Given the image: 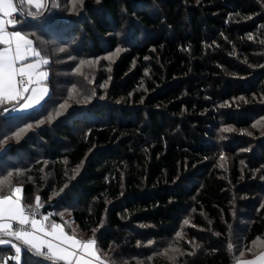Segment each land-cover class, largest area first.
Instances as JSON below:
<instances>
[{
	"label": "trees",
	"instance_id": "obj_1",
	"mask_svg": "<svg viewBox=\"0 0 264 264\" xmlns=\"http://www.w3.org/2000/svg\"><path fill=\"white\" fill-rule=\"evenodd\" d=\"M71 7L46 0L17 16V30L49 61V93L27 114L0 107V181L10 182L0 195L20 186L25 205L39 197L40 217L59 223L61 202L108 264L112 245L128 254L138 242L159 244L152 264H233V245L264 237V0ZM58 42L66 57L54 55ZM118 48L113 63L104 59ZM235 215L247 224L233 237ZM178 233L181 252L170 256ZM14 256L0 246V264H50L28 249Z\"/></svg>",
	"mask_w": 264,
	"mask_h": 264
},
{
	"label": "snow or ice",
	"instance_id": "obj_2",
	"mask_svg": "<svg viewBox=\"0 0 264 264\" xmlns=\"http://www.w3.org/2000/svg\"><path fill=\"white\" fill-rule=\"evenodd\" d=\"M83 2L84 0H72L73 9L77 4L82 6ZM24 5L34 8L36 12L45 8L44 0H0V46H3L0 47V106L13 103L19 105V110L34 108L48 93L47 86L43 84L48 72L41 70L49 63L48 59L41 56L34 41L28 36L20 31L7 30L9 26H16L17 21L13 17ZM16 135L19 136V133ZM5 184L10 186L8 179L0 181V189ZM21 191L19 187H15L11 188L10 194L0 195V245H10L15 249L16 259L19 258L23 245L50 264H59L61 261L64 264H93L92 259H86V256L104 264L94 251V240L83 242L76 239L75 235H67L61 225H46L48 216L37 219L40 198L36 197L35 207L29 213L21 203ZM243 264H264V253L256 260Z\"/></svg>",
	"mask_w": 264,
	"mask_h": 264
},
{
	"label": "rangeland",
	"instance_id": "obj_3",
	"mask_svg": "<svg viewBox=\"0 0 264 264\" xmlns=\"http://www.w3.org/2000/svg\"><path fill=\"white\" fill-rule=\"evenodd\" d=\"M85 1V0H84ZM72 2V0H71ZM79 5V4H78ZM73 6L70 8L71 11H73ZM59 43V42H58ZM61 49H63V51H61ZM121 53V49H117L115 50V52H113L112 54H108L104 57V59H106L107 61L113 63L116 58L118 57V55ZM70 54V50L69 48L66 46V45H63L62 43H59L55 46L54 48V55H61V56H65ZM78 59V58H77ZM63 61H59L57 59L54 58V60L52 61V64L54 67H59L60 64H63L64 62H67V61H71V60H74L76 61L75 57L74 56H70L69 58H67L66 60L65 59H62ZM99 60H96L95 62H98ZM84 63L82 64H79L78 66V71L77 73H80V71H83V68H84ZM100 66V64H96L95 66H93L95 69H97L98 67ZM89 67V66H87ZM53 70V71H52ZM52 76H53V73L55 75V78H57L58 80L60 79H66V74L62 71H60V69H58L57 71H55L53 68H52ZM57 86V85H56ZM65 87V86H64ZM58 91H61L62 90V85H59L58 87H56ZM73 91V90H72ZM79 92V90H75V93L77 94ZM80 93V92H79ZM79 95V94H78ZM230 129V128H228ZM26 131V130H25ZM25 131L23 132V134L25 133ZM230 131V130H229ZM227 131L223 130L221 132L222 135H224L223 133H225ZM23 136V135H22ZM22 138V137H21ZM20 139V138H19ZM19 139H17L16 137L14 138H8L7 140H5V144H14L16 143ZM227 140V137H224L221 138L219 141H223L225 142ZM218 148L217 150L219 149V152H220V158L222 159L223 157V160L224 161H229L231 160L230 157H228L222 150L223 148V145L221 142H218L217 144ZM229 164V163H228ZM243 164V163H242ZM262 200H261V203H259V207H262ZM56 207H58V211L56 212V214H59L63 221L65 222H69L70 221V212L68 211V208L65 207L64 205H62L61 202H58L56 205ZM236 218H238L236 215H235V218H234V221L236 223V226H235V229L233 230V237H236L238 236V234L241 233V229H238V227L242 228L241 225H245L247 224V222H241V220H237ZM189 223V222H188ZM185 224V222L183 223V225L185 224V226L188 225ZM179 236V233L176 234L174 236V238L172 239V242L169 244V249H168V255L170 256H177L180 254V247L178 246L179 244V240H178V237ZM183 237L185 238V236L183 235ZM128 239L127 241L125 242L126 244L128 243ZM186 242H189V239L186 238ZM144 247V248H143ZM233 251L234 253H237L234 258H233V264H243V262H246V261H253V260H256V258L264 253V251H261V253H259L257 256H254V257H251L255 252L259 251L260 249L264 248V237L263 238H259V239H256L249 248H245L243 246H241L240 244L239 245H233ZM151 249L150 250V253H146V254H143V249ZM125 250L124 248V245L123 247H121L120 245H112V248L110 249L109 252H106L104 253L105 257L107 259H109L111 262H113V264H152L153 263V259L155 257H157L158 254V251L160 250V246L159 244L155 243V242H148L146 243L145 245L142 246L141 242H138L136 244V250L134 252H129L128 254L124 253L123 250ZM141 250V251H140ZM178 250V251H176ZM126 255H124V254ZM115 259V260H114ZM2 264V263H1Z\"/></svg>",
	"mask_w": 264,
	"mask_h": 264
},
{
	"label": "crops",
	"instance_id": "obj_4",
	"mask_svg": "<svg viewBox=\"0 0 264 264\" xmlns=\"http://www.w3.org/2000/svg\"><path fill=\"white\" fill-rule=\"evenodd\" d=\"M46 0H44V3H45ZM34 9V8H33ZM35 10V9H34ZM19 12L17 14L14 15V19L17 21L16 25L19 23V20L17 19V16H18ZM4 19H7V17H5ZM8 31H18L16 26L15 27H8L7 29ZM0 47H3V46H0ZM42 71H46L44 66L42 67L41 69ZM48 78V77H47ZM43 84L47 86V80L43 81ZM48 88V86H47ZM48 93H49V89H48ZM48 93L47 95L44 97V99L41 101L40 104L36 105L34 108H31V109H27V110H19V105H16V104H13V103H5L3 104L2 106H9L8 108H6L4 110L5 113L9 114V115H23V114H27V113H30L34 110H36L42 103L43 101L47 98L48 96ZM22 103V102H21ZM1 107V106H0ZM19 187L22 191L20 193V197H21V203L22 205L25 207V206H30V205H25L24 204V201H23V189L20 187V186H17ZM15 188V187H14ZM47 216V215H45ZM43 216L37 218V219H42ZM51 223H56L58 225H61L63 227V230L64 232L71 236V235H75V238L80 240V241H83V242H87L89 240H94L92 237L88 236L87 234L79 231V229L76 227V225L72 222V221H63V223H59V222H55V221H52L50 219H48V221H45V224L46 225H50ZM95 241V240H94ZM14 243H19L17 241H13ZM2 247H8L10 245H0ZM13 249V248H12ZM23 249H27L25 246L21 245V251H23ZM13 251L15 252V249H13ZM94 251L96 252V254L101 258V260L104 261V264H108L101 256V254L99 253V250L97 249V245H96V242H95V245H94ZM16 254V253H15ZM86 259H92L93 261V264H99L98 261L94 260L92 257L90 256H86L85 257ZM59 264H64L63 261L59 262Z\"/></svg>",
	"mask_w": 264,
	"mask_h": 264
},
{
	"label": "built area",
	"instance_id": "obj_5",
	"mask_svg": "<svg viewBox=\"0 0 264 264\" xmlns=\"http://www.w3.org/2000/svg\"><path fill=\"white\" fill-rule=\"evenodd\" d=\"M35 206H25L26 209H28L29 213L31 212V210L34 208ZM40 217V208L38 209V214H37V217L36 218H39ZM15 226V225H14ZM16 256V254H15ZM14 256V257H15Z\"/></svg>",
	"mask_w": 264,
	"mask_h": 264
},
{
	"label": "water",
	"instance_id": "obj_6",
	"mask_svg": "<svg viewBox=\"0 0 264 264\" xmlns=\"http://www.w3.org/2000/svg\"><path fill=\"white\" fill-rule=\"evenodd\" d=\"M47 8H48V2H47V7H46V10H47Z\"/></svg>",
	"mask_w": 264,
	"mask_h": 264
}]
</instances>
